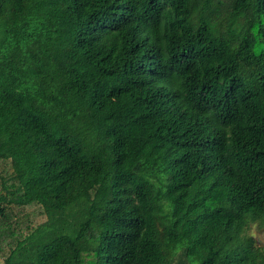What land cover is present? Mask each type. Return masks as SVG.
Here are the masks:
<instances>
[{
    "label": "trees",
    "instance_id": "trees-1",
    "mask_svg": "<svg viewBox=\"0 0 264 264\" xmlns=\"http://www.w3.org/2000/svg\"><path fill=\"white\" fill-rule=\"evenodd\" d=\"M0 264H264V0H0Z\"/></svg>",
    "mask_w": 264,
    "mask_h": 264
},
{
    "label": "rangeland",
    "instance_id": "rangeland-1",
    "mask_svg": "<svg viewBox=\"0 0 264 264\" xmlns=\"http://www.w3.org/2000/svg\"><path fill=\"white\" fill-rule=\"evenodd\" d=\"M254 233H255V235H256V236H258V235H259V234H258L256 231H254Z\"/></svg>",
    "mask_w": 264,
    "mask_h": 264
}]
</instances>
